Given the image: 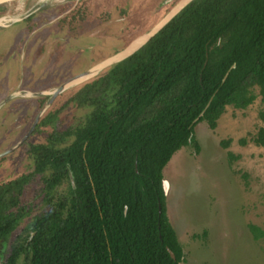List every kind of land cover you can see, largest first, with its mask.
<instances>
[{"label":"trees","instance_id":"16d2710c","mask_svg":"<svg viewBox=\"0 0 264 264\" xmlns=\"http://www.w3.org/2000/svg\"><path fill=\"white\" fill-rule=\"evenodd\" d=\"M81 2L63 22L83 19ZM255 88L264 106V0L188 2L140 48L76 87L68 101L85 109L81 121L58 128L52 112L37 124L49 132L46 144L29 147L31 169L0 183V242L27 217L21 196L32 182L50 207L0 250V263L179 264L162 170L182 146L197 148V122L214 129L226 106L248 107ZM252 141L264 146V127Z\"/></svg>","mask_w":264,"mask_h":264},{"label":"rangeland","instance_id":"374dc122","mask_svg":"<svg viewBox=\"0 0 264 264\" xmlns=\"http://www.w3.org/2000/svg\"><path fill=\"white\" fill-rule=\"evenodd\" d=\"M40 1H12L3 4L0 11V25L13 22L0 27V42L12 39L13 43L15 35L23 34L20 51L10 62V72L0 74V97L5 94L4 99L6 94L22 92L27 90L26 86L33 85L46 90L44 93L49 95L71 78L122 51L134 39L150 31L165 15V9L172 7L169 4L173 0L166 4L163 0H83L85 19L73 25L71 30L59 25L62 20H48L57 15L61 7V10H68L76 0L65 5H61L62 0H47L48 5L37 9L29 19H23ZM27 29L36 30L28 35ZM41 44L45 45L46 51L38 50ZM54 47L58 52L49 53ZM31 69L36 77L31 78ZM86 80L68 86L63 94L58 95L43 119L50 117L57 108L59 113L53 114L50 120H59L58 128L81 121L85 109H77L68 100L66 106L62 105ZM28 91L36 92L32 88ZM254 93L255 100L245 109L226 106L214 129H210L206 121L197 122L192 133L197 148L190 142L182 146L162 170L167 183L165 213L183 252L179 264H264V146L252 141L258 129L264 127V120L259 116L264 106L257 88ZM5 104L18 106V110L31 108L30 120L42 108L38 110L30 96L17 97ZM6 108V105L2 107L0 118ZM4 119L0 134L7 128ZM37 130L29 136L28 143L19 144L12 153L0 159V179L6 178L10 167H14V177L23 169H31V160L26 167L23 166L27 163L24 157L29 145L44 141L49 127L42 125ZM21 135V131L15 132L14 139ZM241 139L244 143H240ZM224 140H229L226 147L222 145ZM229 153L238 158L232 159ZM40 188L37 181L25 188L21 202L28 208V215L6 241L0 242V250L24 237L33 217L50 207L42 200ZM60 190L63 187L58 188L53 196ZM249 225L262 232L259 239L253 238Z\"/></svg>","mask_w":264,"mask_h":264},{"label":"flooded vegetation","instance_id":"af4514ba","mask_svg":"<svg viewBox=\"0 0 264 264\" xmlns=\"http://www.w3.org/2000/svg\"><path fill=\"white\" fill-rule=\"evenodd\" d=\"M71 0H62V4L61 5H65V4H67V3H69ZM81 1H83V0H76V2H74L73 3V5L68 9V10H61L62 9V7L60 8V12H58V14L57 15H55L54 17H51L49 20H48V22H52V21H54V22H59L60 20H62L63 18H65V16H67L68 14H70L72 11H73V9L76 7V4L78 3V2H81ZM39 4V3H38ZM44 6H46V4L44 5ZM44 6H42V7H44ZM41 8V7H40ZM37 9H39V8H37V6L36 7H34L31 11H29V13L23 18V19H29L30 17H32V15L34 14V12L37 10ZM65 9V8H64ZM80 15V14H79ZM79 15L77 14L76 16H74L73 18L71 17V15H69V17L67 18V19H65L66 20V22L65 23H62V24H59V25H61V26H66L69 30H71L72 28H73V25H78V24H80V23H82L83 22V20L85 19L84 18V14H83V11H82V14H81V16H83V19H78V20H76L77 19V17H79ZM22 20V19H21ZM20 20V21H21ZM10 23H13V22H10ZM10 23H8V24H10ZM7 23L4 25H0V27H7V25H8ZM36 29H34V30H30V29H27L26 30V32L28 33V35L31 33V32H33V31H35ZM22 38H23V34L22 33H18L17 35H15V37L13 38L14 39V41H13V43H12V39H11V41H9V39H7V40H2L1 42H0V74L2 73H4V74H8L9 72H10V62H11V60H13V58H15V54L17 53V52H19L20 50V46H19V44H21L22 43ZM22 40V41H21ZM49 47V46H48ZM51 48H53V46H50L49 47V49H51ZM38 50L39 51H46V49H45V45H38ZM49 51V50H48ZM56 52H58L57 51V47H54V49L52 50V51H49V53H56ZM41 54V53H40ZM115 54H117V53H115ZM114 55V54H113ZM112 55V56H113ZM52 58H54V57H52ZM52 61H53V59H52ZM107 68V67H106ZM104 70V69H103ZM100 72H102V70L100 71ZM100 72H98L96 75H98ZM30 73H31V78L34 76V77H36V73H34L33 72V69H31L30 70ZM83 73V72H82ZM96 75H94L93 77H95ZM92 77V78H93ZM82 84V83H81ZM26 87H28L27 88V90H22V92H20V91H15V92H12L11 94H10V92H9V94L10 95H8V94H6V98L4 99V97H5V94L2 96V97H0V111H1V109H2V107L3 106H5L6 105V111L4 112L5 114H3V117L2 118H0V125H2L3 124V118H6V119H4V121L7 123V125H6V129H5V131L3 132V134H0V147L2 146V144H5L4 145V147L2 148V149H0V159L1 158H4V156L5 155H8V154H10V153H12L15 149H11L13 146H14V144L15 143H17L27 132H28V130L30 129V124L31 123H33V120L35 119V117H33L32 118V120H30V109L31 108H25V107H22L21 109H19L18 110V106H16V107H14V105H7V104H5L6 102H8V101H11V100H13L14 98H17V97H24V96H30V97H33V102H34V104H35V102H36V107H37V109L39 110L41 107H43V104L47 101V100H49L50 99V97H51V93L49 94V95H46L44 92L46 91V90H41L38 86H26ZM30 88H32V89H35L36 90V92H29L28 91V89H30ZM55 90V89H54ZM53 90V91H54ZM52 91V92H53ZM73 92L74 91H72V93L70 94V96L73 94ZM61 94H63V91L62 92H60V93H58V94H56V96L52 99V101L48 104V105H50L49 106V108L48 109H45L44 110V112L41 114V116L39 117V119H38V121H37V123H36V125H35V127L33 128V130L31 131V133L28 135V137L27 138H25L22 142H21V144H23V143H28V138H29V136L35 131V129H36V126H37V124L40 122V120L45 116V114L47 113V111L48 110H50V108L55 104L53 101L55 100V98H57L58 97V95L60 96ZM69 96V97H70ZM4 99V100H3ZM69 99V98H68ZM68 99H66L65 100V102L63 103V105H62V107H64V106H66V102H67V100ZM60 105V106H61ZM34 106V105H33ZM32 106V107H33ZM59 109V108H58ZM78 109V108H77ZM79 109H81V108H79ZM36 113V112H35ZM53 113H55V114H57V113H59V110H57V108H55L54 110H53ZM18 114V115H17ZM37 114V113H36ZM35 115V114H34ZM33 115V116H34ZM15 116H17V118H15ZM59 120H54V125L55 126H59L58 124H59V122H58ZM9 123V124H8ZM76 125V124H75ZM22 132V135L21 136H19L18 138H17V140H15L14 139V133L16 132V133H19V132ZM47 137H48V132L46 133V135H45V139H44V141H42V142H37V143H31V145L33 144H46L47 143ZM30 146V145H29ZM10 149H11V151H10ZM17 149V148H16ZM29 149V148H28ZM24 159L27 161V163H25L23 166H27L28 164H29V162L28 161H30L31 159H30V156H29V150H28V153L26 154V156L24 157ZM25 161V162H26ZM24 162V161H23ZM8 171H7V173L5 174V176H6V178L5 179H0V183H2V182H8V181H10V180H12L13 178H14V176H13V170H14V167H13V169H12V167H10L9 169H7ZM29 169H27V170H24L23 169V171L22 172H26V171H28Z\"/></svg>","mask_w":264,"mask_h":264},{"label":"water","instance_id":"95a60500","mask_svg":"<svg viewBox=\"0 0 264 264\" xmlns=\"http://www.w3.org/2000/svg\"><path fill=\"white\" fill-rule=\"evenodd\" d=\"M12 1H17V0H12ZM10 1V2H12ZM164 4H166L167 2H170L172 0H163ZM181 0H177L172 7L165 13V15L160 19V21L147 33H144L141 36H146V39L138 46H136L133 50H131L129 53L125 54V55H121L125 52V49H123L122 51L118 52L117 54H114L113 56L103 60L102 62L98 63L97 65L93 66L92 68H90L89 70L80 73L78 75H76L75 77L71 78L70 80H68L67 82H65L64 84H62L60 87L56 88L53 92H51V97L48 100V102L46 103V105H44L40 111L36 114L35 119L33 120L32 125L30 126V129L28 130V132L11 148V149H15L19 144H21V142L28 137V135L31 133V131L33 130V128L35 127L39 117L41 116V114L44 112V110L46 109V107L48 106V104L52 101V99L56 96V94L64 91L68 86H70V83L82 76L88 75L87 78L83 79L82 81L92 77L93 75H96L98 72H100L101 70H103L104 68L113 65L119 61H121L122 59L126 58L127 56H129L130 54H132L135 50H137L138 48H140L145 42L148 41V39L150 37H152L158 30H160L181 8H183L188 2H190L191 0H189L188 2H186L177 12H175L174 14L170 15V12L172 10V8H174ZM47 0H42L39 2V4H37V8H40L42 6H44L46 4ZM5 3H9V2H4L3 0H0V11L3 9V4ZM137 39V38H136ZM135 40V39H134ZM133 40V41H134ZM127 48V47H126ZM79 81V82H82ZM77 82V83H79ZM74 85V84H73ZM203 112H201L199 114V116L193 121L195 122L201 115ZM10 149V151H11ZM2 155V154H1ZM0 155V156H1ZM69 179L71 184L73 185V179L71 174H69ZM163 185V190L165 192V185L164 182H162ZM167 251L169 252L170 256L172 258H174V254L167 249ZM1 264V263H0Z\"/></svg>","mask_w":264,"mask_h":264},{"label":"bare ground","instance_id":"6f19581e","mask_svg":"<svg viewBox=\"0 0 264 264\" xmlns=\"http://www.w3.org/2000/svg\"><path fill=\"white\" fill-rule=\"evenodd\" d=\"M4 2H10L12 0H3ZM189 0H181L174 8H172L171 12H170V15L174 14L175 12H177L186 2H188ZM48 5V4H46ZM5 13V12H4ZM18 16V15H17ZM15 16V17H17ZM9 23V22H8ZM146 39V36H139L137 37V39H135L134 41H132L128 46L127 48H125V52L121 55H125L127 53H129L131 50H133L136 46L140 45L144 40ZM88 75H85V76H82L74 81H72L70 83V85H73V84H77V82L79 81H82L83 79L87 78ZM164 185H165V188L167 187V183L166 181H164Z\"/></svg>","mask_w":264,"mask_h":264},{"label":"built area","instance_id":"2783aa9c","mask_svg":"<svg viewBox=\"0 0 264 264\" xmlns=\"http://www.w3.org/2000/svg\"><path fill=\"white\" fill-rule=\"evenodd\" d=\"M4 18H5V17H4ZM4 18H1V20H2V21H6V19H4ZM0 24H2V23H0Z\"/></svg>","mask_w":264,"mask_h":264}]
</instances>
